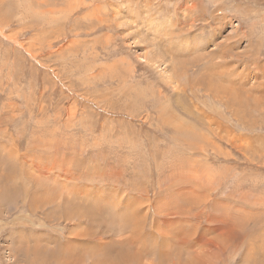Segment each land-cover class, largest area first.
<instances>
[{
	"label": "rangeland",
	"instance_id": "374dc122",
	"mask_svg": "<svg viewBox=\"0 0 264 264\" xmlns=\"http://www.w3.org/2000/svg\"><path fill=\"white\" fill-rule=\"evenodd\" d=\"M150 263L264 264V0H0V264Z\"/></svg>",
	"mask_w": 264,
	"mask_h": 264
},
{
	"label": "bare ground",
	"instance_id": "6f19581e",
	"mask_svg": "<svg viewBox=\"0 0 264 264\" xmlns=\"http://www.w3.org/2000/svg\"><path fill=\"white\" fill-rule=\"evenodd\" d=\"M209 87H210V86H209ZM214 88H215V87H214ZM219 88H220V87H219ZM223 91H224V90H223ZM128 208H130V207L128 206ZM128 208H127V209H128ZM132 210H133V209H132ZM112 211H113V210H112ZM114 212H115V211H114ZM119 218H120V217H119ZM174 222H176V221H174ZM168 224H169V223H168ZM135 226H136V225H135ZM170 227H171V226H170ZM102 228H103V227H102ZM171 228H172V227H171ZM185 229H186V228H185ZM136 230H137V229H136ZM190 230H192V229H190ZM172 235H173V234H172ZM155 236H156V235H155ZM158 236H159V235H158ZM166 236H167V235H166ZM145 237H146V235H145ZM148 237H149V236H148ZM156 237H157V236H156ZM183 238H184V237H183ZM137 239H138V238H137ZM168 239H169V238H168ZM151 240H152V239H151ZM155 240H157V239H155ZM162 240H163V239H162ZM182 240H183V239H182ZM137 241H138V240H137ZM142 241H143V240H142ZM151 242H152V241H151ZM151 242H150V243H151ZM160 242H161V241H160ZM175 242H176V241H175ZM196 242H200V243H201L202 241H198V240H197ZM163 244H164V243H163ZM198 244H199V243H198ZM165 245H166V244H165ZM155 247H157V246L155 245ZM175 247H176V246H175ZM145 249H146V248H145ZM159 249H160V247H159ZM184 249H185V248H184ZM184 249H183V250H184ZM187 249H188V248H187ZM141 250H142V249H141ZM183 250H181V251H183ZM139 252H140V251H139ZM184 252H185V251H184ZM187 252H188V251H187ZM150 264H152V263H150ZM192 264H194V263H192Z\"/></svg>",
	"mask_w": 264,
	"mask_h": 264
}]
</instances>
